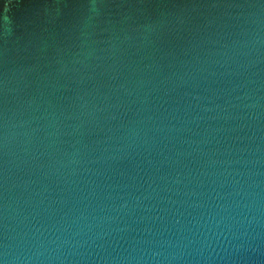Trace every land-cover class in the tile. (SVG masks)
Here are the masks:
<instances>
[{"label": "water", "instance_id": "1", "mask_svg": "<svg viewBox=\"0 0 264 264\" xmlns=\"http://www.w3.org/2000/svg\"><path fill=\"white\" fill-rule=\"evenodd\" d=\"M0 260L264 264V0H0Z\"/></svg>", "mask_w": 264, "mask_h": 264}, {"label": "clouds", "instance_id": "2", "mask_svg": "<svg viewBox=\"0 0 264 264\" xmlns=\"http://www.w3.org/2000/svg\"><path fill=\"white\" fill-rule=\"evenodd\" d=\"M89 7H90L93 11H95V9L97 8V4H96L95 2H93V3H91V4L89 5ZM0 264H5V262L2 261V260H0Z\"/></svg>", "mask_w": 264, "mask_h": 264}]
</instances>
